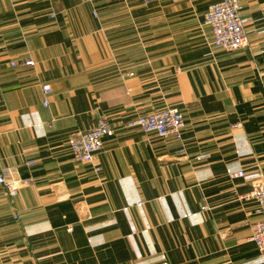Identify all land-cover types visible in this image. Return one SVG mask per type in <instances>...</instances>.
<instances>
[{"label": "crops", "instance_id": "crops-1", "mask_svg": "<svg viewBox=\"0 0 264 264\" xmlns=\"http://www.w3.org/2000/svg\"><path fill=\"white\" fill-rule=\"evenodd\" d=\"M216 1L0 0V170L33 180L0 186V264H264L251 184L227 174L264 175V0H239L235 52L210 44ZM165 108L180 142L125 127ZM100 116L113 135L74 163Z\"/></svg>", "mask_w": 264, "mask_h": 264}, {"label": "built area", "instance_id": "built-area-1", "mask_svg": "<svg viewBox=\"0 0 264 264\" xmlns=\"http://www.w3.org/2000/svg\"><path fill=\"white\" fill-rule=\"evenodd\" d=\"M96 16V15H94ZM264 21V11L262 13ZM247 19L241 14L239 0H218L210 4L203 14V25L211 31L210 44L212 47L225 52H235L248 45L245 27ZM25 66H33V61L24 62ZM12 66H16L12 62ZM132 75V74H130ZM42 105L47 107L51 88L43 85ZM128 129L138 128L144 133H153L159 138H174L178 142L182 139V130L185 122L182 113L175 108H165L163 110L139 116L125 124ZM114 133L107 117L100 116L96 126L88 131L73 134L67 139V146L74 163L92 164L95 155L102 149L103 139L110 137ZM181 151V150H179ZM206 154L198 156L202 160ZM34 162L28 163L33 165ZM98 172L99 168L94 167ZM14 171L10 169L0 170V186L4 188L7 195L12 199L18 192L33 184L31 178L17 179ZM228 177L232 180L242 179L251 184V192L242 197L243 200H252L256 207L254 213L259 220L252 225V236L250 240L259 251L260 258L264 262V175L260 173L247 174L244 170L228 171ZM142 203H138L141 205ZM203 207L202 210H205ZM17 219V216L15 217Z\"/></svg>", "mask_w": 264, "mask_h": 264}]
</instances>
